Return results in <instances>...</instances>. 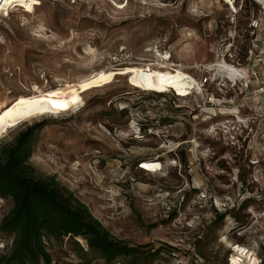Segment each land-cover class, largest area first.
<instances>
[{"label": "rangeland", "instance_id": "374dc122", "mask_svg": "<svg viewBox=\"0 0 264 264\" xmlns=\"http://www.w3.org/2000/svg\"><path fill=\"white\" fill-rule=\"evenodd\" d=\"M40 1L33 12L19 2L0 9V100L100 67L158 62L165 52L203 94L144 92L115 72L111 84L81 93L80 111L16 119L0 143L33 128L27 162L35 177H54L115 239L139 246L135 264H229L237 243L264 264V103L248 100L264 74L243 91L244 81L232 87L217 71L194 68L233 62L226 33L233 21L245 30L256 3L233 0L231 12L224 0ZM263 45H254L256 58ZM150 159L162 169L143 170ZM11 206L0 196V223ZM13 236L0 230V242ZM79 240L54 239L52 264H71V255L99 261Z\"/></svg>", "mask_w": 264, "mask_h": 264}, {"label": "trees", "instance_id": "16d2710c", "mask_svg": "<svg viewBox=\"0 0 264 264\" xmlns=\"http://www.w3.org/2000/svg\"><path fill=\"white\" fill-rule=\"evenodd\" d=\"M32 131L27 128L13 141L0 143V196L12 202L0 230L14 234L8 251L0 255V264H52V243L64 237L85 239L87 249L80 244V251L98 254L100 259L95 262L79 258L84 264H110L122 256L132 257L131 263L124 260L135 264L141 254L139 246L115 239L54 177H35L27 162Z\"/></svg>", "mask_w": 264, "mask_h": 264}, {"label": "bare ground", "instance_id": "6f19581e", "mask_svg": "<svg viewBox=\"0 0 264 264\" xmlns=\"http://www.w3.org/2000/svg\"><path fill=\"white\" fill-rule=\"evenodd\" d=\"M13 2L23 3L27 10L31 9V12L34 11L35 6L41 4L40 0L38 4H33L32 0H12L11 3ZM223 2L229 6L228 10H231V12L237 11L231 0H224ZM11 3L8 0H0V9L8 7ZM118 4L121 7V3ZM118 4L116 3V5ZM157 55L161 59L158 62L149 59V61L143 60L144 62L141 64H131L117 72L110 66L100 67L77 81H65L47 89L35 86L33 91L28 94H18L11 101L2 99L0 100V132L7 128V125L10 126L16 119L42 118L48 114L58 118L67 108L80 111L85 105L81 93L89 92L98 88V86L111 84L116 73L130 76L127 85L137 87L144 92L172 90L176 96L182 99L193 94H203L201 84L189 71L183 68V65L173 62L172 55L167 54V52L165 54L158 53ZM205 64L210 67L205 71L221 72L230 78H232L233 73L238 71L222 59L216 58V60ZM194 68L199 72L198 65H195ZM236 115L240 119L239 115ZM141 162V168L145 171L155 172L162 169V163L158 159L143 160ZM144 165H148V167H144ZM231 250L233 253L230 255L229 264H255L257 262V258L253 256V253L241 244H231Z\"/></svg>", "mask_w": 264, "mask_h": 264}, {"label": "built area", "instance_id": "2783aa9c", "mask_svg": "<svg viewBox=\"0 0 264 264\" xmlns=\"http://www.w3.org/2000/svg\"><path fill=\"white\" fill-rule=\"evenodd\" d=\"M233 1V0H231ZM258 6V10L255 14L250 16L247 21V27L245 30H241L239 24L236 21H233L231 24V28L226 33V53L230 56L232 52L234 53L233 62L228 63L222 57L220 59L224 60L226 63L230 64L232 67L236 68L238 71L233 73L232 78L229 76L226 77L221 72H217V74L224 75L225 78L229 80L232 84V87L240 81H244L242 83L243 91H248L250 83L257 80L258 72H262L264 74V45L262 49L258 50V57H255V53H253L254 45L257 41L264 42V0H252ZM246 41L247 44L243 48L237 47L238 41ZM236 43V44H235ZM214 67V66H211ZM207 64L201 63L199 64V71H205L208 69ZM212 72V71H211ZM216 72V71H215ZM258 81V80H257ZM199 83V82H198ZM259 88H256L254 95L252 92L248 94V100H254L259 98L261 103H264V77L260 80L259 83H256ZM203 86V84H201ZM257 95V97H254ZM212 97H210L209 101H212ZM237 117V115H235ZM11 241L7 243L0 242V255L6 253L8 248L10 247ZM80 244L84 247V250L87 249V245L85 243V239H80ZM72 259L70 261L71 264H84L80 259L74 258L71 255ZM96 264H105L103 261ZM110 264H128L124 259H116Z\"/></svg>", "mask_w": 264, "mask_h": 264}, {"label": "snow or ice", "instance_id": "6c2138e0", "mask_svg": "<svg viewBox=\"0 0 264 264\" xmlns=\"http://www.w3.org/2000/svg\"><path fill=\"white\" fill-rule=\"evenodd\" d=\"M8 2L11 3L12 0H8ZM32 3H33V4H38V3H39V0H32ZM122 6H123V5H121V7H122ZM29 10H31V9H29ZM144 167H148V165H144Z\"/></svg>", "mask_w": 264, "mask_h": 264}]
</instances>
